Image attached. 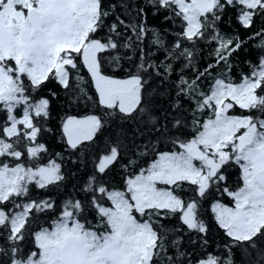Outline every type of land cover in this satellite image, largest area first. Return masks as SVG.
I'll use <instances>...</instances> for the list:
<instances>
[{
    "label": "snow or ice",
    "instance_id": "6c2138e0",
    "mask_svg": "<svg viewBox=\"0 0 264 264\" xmlns=\"http://www.w3.org/2000/svg\"><path fill=\"white\" fill-rule=\"evenodd\" d=\"M0 264H264V0H0Z\"/></svg>",
    "mask_w": 264,
    "mask_h": 264
}]
</instances>
